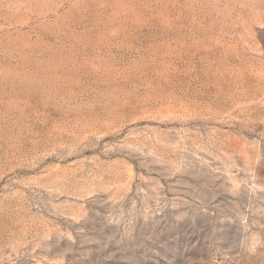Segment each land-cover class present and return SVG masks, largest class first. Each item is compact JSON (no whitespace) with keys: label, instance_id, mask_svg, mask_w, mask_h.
Segmentation results:
<instances>
[{"label":"rangeland","instance_id":"374dc122","mask_svg":"<svg viewBox=\"0 0 264 264\" xmlns=\"http://www.w3.org/2000/svg\"><path fill=\"white\" fill-rule=\"evenodd\" d=\"M0 264H264V0H0Z\"/></svg>","mask_w":264,"mask_h":264}]
</instances>
